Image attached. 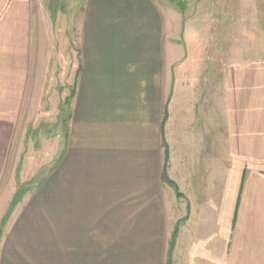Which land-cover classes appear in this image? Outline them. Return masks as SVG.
Segmentation results:
<instances>
[{"label":"crops","instance_id":"1","mask_svg":"<svg viewBox=\"0 0 264 264\" xmlns=\"http://www.w3.org/2000/svg\"><path fill=\"white\" fill-rule=\"evenodd\" d=\"M31 1L0 0V187L45 65ZM161 19L149 0L86 1L72 83L48 92L67 144L0 233V264H264V56L195 86L204 61L175 58Z\"/></svg>","mask_w":264,"mask_h":264},{"label":"rangeland","instance_id":"2","mask_svg":"<svg viewBox=\"0 0 264 264\" xmlns=\"http://www.w3.org/2000/svg\"><path fill=\"white\" fill-rule=\"evenodd\" d=\"M86 1H31L33 26L37 31L35 47L45 65L39 67L29 108L21 117L20 127H24L19 131L21 135H29L27 148L21 161L14 162V177H3L1 181L0 200L6 195L8 208H0V233L6 229L9 219L19 216L18 204L24 205L38 195L39 187L56 164L55 151L59 147L64 149L67 144L68 107L64 106L60 115L56 113L54 95L48 92L58 86L68 89L72 83L70 75L74 68L70 69V62L79 56L75 51L81 38ZM183 1L184 9L171 0H149L161 15L164 41L166 37L173 38L175 58L185 56L204 61L199 68L206 69L209 74L198 77L196 73L192 77L195 86L198 80L212 85L215 73L220 72L219 68L224 69V63L233 57L250 56L251 52L254 56H264V0ZM187 77L186 82L190 84ZM56 120L62 122L61 129L58 123L54 130ZM11 187L12 194L9 193ZM176 234L175 230L170 240L171 249Z\"/></svg>","mask_w":264,"mask_h":264},{"label":"trees","instance_id":"3","mask_svg":"<svg viewBox=\"0 0 264 264\" xmlns=\"http://www.w3.org/2000/svg\"><path fill=\"white\" fill-rule=\"evenodd\" d=\"M171 1L176 2V3L180 6L181 9H184V8H185V3H184L183 0H171ZM165 156H166V160H167V158H168V151H167V150H166ZM162 178H163V180H165L166 182H168V183H170V184H173V182H172V181L168 178V176H167V172H166V162H165V164H164V166H163V170H162ZM174 238H175V234L173 235V241H172L171 245H173V243H174ZM167 264H171V262L168 261Z\"/></svg>","mask_w":264,"mask_h":264}]
</instances>
